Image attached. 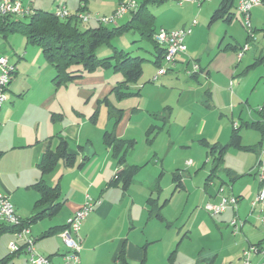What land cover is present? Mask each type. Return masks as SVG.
I'll return each instance as SVG.
<instances>
[{
	"label": "crops",
	"instance_id": "1",
	"mask_svg": "<svg viewBox=\"0 0 264 264\" xmlns=\"http://www.w3.org/2000/svg\"><path fill=\"white\" fill-rule=\"evenodd\" d=\"M67 1L24 2H30L34 8L46 11H54L59 4L64 3L70 13L83 11L93 15L89 10V0H73L75 4H72V0ZM235 1L230 0V9L220 20L230 23L236 16L238 0ZM203 2L197 4L165 0L149 6L156 30L160 27H191V32L184 37L185 51L178 54L166 73L153 79L155 70L153 75L145 76L142 81L138 79L129 85V94L123 97L116 90L122 79L117 80L116 72L112 69L98 68L84 73L80 79L56 86L53 83L55 68L45 60L40 47L27 44L25 37H17L19 32L7 34L6 37L0 35V55L6 56L15 66L8 98L0 109V192L9 196L18 217L28 220L35 211L38 192L32 185L41 177L38 162L48 147L56 146L57 136H63L68 144V152L75 155V162L71 166L58 160L54 169L42 177L46 184L59 187L58 212L43 215L29 223L35 248L49 258L50 264H65L63 254L67 248L61 242L58 232L66 225L70 214L88 197L100 202L79 227L77 238L81 250L78 264H119L116 259L122 249L129 264H240L244 249L251 244H264V224L258 218L264 214V209L258 211L254 218L247 215L248 211L240 212V202L244 196L238 194L235 195L238 197L237 209L227 208L220 213L224 215L227 226H218L219 232L204 235L198 250L183 259L176 252L188 230L182 234L180 227L171 231L174 222L160 211L169 203L176 190L184 188L181 173H173V183L168 191L159 181L163 170L158 178L140 182L141 185L136 189V172L127 187L122 186L121 180L112 183L115 173L124 166H136L138 169L139 164L136 161L128 162L126 156L128 150L138 143V135H150L161 128H167L170 133L174 126L183 130L191 123L196 125L195 132L203 133L207 122L197 120L198 117L193 118L194 111L187 99L190 94H196L197 100L205 98L214 111L226 107L227 102L241 98L244 85L235 75L250 47L240 59L236 53L244 42H249L251 46L255 40H250L246 35L243 43L227 39L223 44L227 30L219 36L220 27H212L219 19L210 22L212 13L223 0ZM256 7L252 8L251 14ZM129 17L130 13L126 15L127 19ZM193 20L196 21L194 24ZM252 20L257 21L259 17L251 15ZM91 21L94 19L88 23ZM95 26L98 25L92 27ZM158 53L157 48L152 49L153 64ZM253 58L256 59L254 55L252 58L249 55L245 64ZM192 63L199 66V71L191 74L188 71L192 70ZM261 107L256 111L260 120L252 125L260 130L262 139L264 117L258 112ZM186 111L188 115L184 117ZM182 114L183 117H180ZM183 120L188 123L178 124L177 121ZM234 123L231 122V126ZM217 124L213 130L219 135L229 133L230 139L233 127L228 129L227 124L221 125L220 119ZM104 133H111L115 138L132 143L126 149L123 164L118 163L112 146L105 143ZM206 139L198 141L201 143L204 140L211 144H225L229 141L209 142ZM258 147L255 146L256 150L253 151L257 152ZM175 177L179 186L176 185L178 182L174 180ZM151 199L159 207L162 220L148 215V200ZM219 200L217 190L214 195L211 194L208 202L216 203ZM233 215L239 219L244 218L239 233L229 226L228 221ZM11 239L13 231L8 230L0 235V259L8 257L3 264H28L25 251L10 254L8 242ZM252 261H264V253L255 254Z\"/></svg>",
	"mask_w": 264,
	"mask_h": 264
},
{
	"label": "rangeland",
	"instance_id": "2",
	"mask_svg": "<svg viewBox=\"0 0 264 264\" xmlns=\"http://www.w3.org/2000/svg\"><path fill=\"white\" fill-rule=\"evenodd\" d=\"M114 1L89 0V10L93 13L91 15L94 18L112 15L119 3V0ZM67 2L68 8L71 9L70 2ZM206 2L207 0L203 3ZM72 4H75L73 0ZM251 15L252 17L254 15L259 17L257 21H250L254 30L253 38L251 37L250 40H255V43H252L251 46L249 45L250 50L235 75V78H240L244 85L241 98L227 102L226 107L214 111V108L209 107L208 102L206 103L205 98L197 100L196 94H190L187 99L190 100L194 111L193 118L198 117L197 120L203 119L207 122L202 134L195 132L196 125L192 123L188 124L183 130H179L174 126L170 133L167 128L156 129L150 135H138V143L134 144V147H131L126 155L128 162L136 161L139 164L134 175L135 189L141 185L140 182L158 178L160 171L163 170L159 181L160 185L168 191L170 184L173 183V173H181L184 188L181 187L176 190L169 203L163 206L160 211L168 220L174 222L171 231H175L177 227L181 228L180 234L188 230L187 236L184 237L176 252L183 259H187V256L192 254L191 252L198 250L199 242H202L204 235L219 232L218 226L221 228L227 226V222H224L223 219L224 215L211 216L205 209V204L210 199L211 194L214 195L218 190L220 183H222L223 193L219 195H242L244 199L240 202L241 209L239 211H248L247 215L253 218L258 214V211H252L250 200L252 201L261 187L264 186V183L261 184L258 181L259 148H257V152H254L253 150L248 151L240 147L229 146L218 168L214 171V176L209 180L208 174L211 173L213 167L212 156L207 153L208 148L198 141L199 139L207 138L206 140L209 142L212 140H225L226 142L229 139V133L228 135H219L218 132L213 130L215 126H218L217 122L219 119L221 125L227 124L228 129L234 126H231V122L236 123L237 129L242 135V145L255 147L261 140L260 130L255 128L252 123L260 120V116L256 111L262 106L263 101L261 100L264 96V6L256 7ZM19 18L26 19L24 17ZM241 19L240 13L236 11V16L230 23L219 19L217 23L213 24L212 27H220L219 36L225 29L227 30L228 33L223 44L227 42V39L231 42L235 40L239 43L244 42L245 36L248 34L241 23ZM95 20L91 21L90 24H80V28L92 27L94 24L98 25V21ZM126 21L127 18L124 15L115 20L114 23L102 25L113 27L122 25ZM205 28L208 31L207 25H205ZM255 28L258 30L255 31ZM17 37L24 39V36L19 33ZM114 48L130 52L133 56L138 55L145 58L141 65L143 74L139 82L146 78L145 76L153 75V71L157 69L152 63V45L147 40H141L137 32L127 31L114 36L109 44L99 46L95 54L99 58L108 56L112 54ZM249 55L251 58L254 55L256 59L253 58L245 64V60ZM115 77L117 80L122 79L121 73L118 72L115 73ZM194 101L197 103H194ZM231 112L233 113L232 117ZM187 113L188 111H186L184 117L188 115ZM221 113L222 115L220 116ZM180 117H183V114ZM177 122L185 125L188 123H186V120ZM158 124L161 125L160 122ZM187 160H191L192 165H187ZM233 217L234 215L230 221ZM253 218L251 219L253 220ZM243 219L240 217L238 224L242 223ZM252 222L254 223V221ZM249 224L251 222L247 223V225ZM242 225H244V222ZM230 228L233 229L231 226ZM239 231L240 228L236 232L239 233Z\"/></svg>",
	"mask_w": 264,
	"mask_h": 264
},
{
	"label": "trees",
	"instance_id": "3",
	"mask_svg": "<svg viewBox=\"0 0 264 264\" xmlns=\"http://www.w3.org/2000/svg\"><path fill=\"white\" fill-rule=\"evenodd\" d=\"M163 1L165 0H141L137 10L130 13V17L124 24L113 27L99 23L95 27L80 28V24L83 23L75 17L60 18L53 11L37 8H34L31 16H24L25 20L17 18V16L0 15V35L6 37L7 34L19 32L25 37L27 44L40 47L45 60L55 68L53 83L56 86L80 79L84 73L93 72L98 68L112 69L114 72L121 73L122 80L118 83L116 90H118L117 94L123 97L129 94V85L136 83L140 79L142 74L141 65L145 58L138 55L133 56L130 52L116 48L113 49L112 54L101 58L97 57L95 52L99 46L109 44L110 40L116 35L127 31L137 32L141 40H147L153 48L158 49L159 53L156 54L154 59V64L158 67L162 63L164 47L153 39L156 29L153 26L154 16L149 6L162 3ZM229 9L230 0H223L221 5L212 13L210 22L217 21V19L223 17ZM104 102L108 105L106 99H104ZM258 112L264 117V106ZM232 127L230 139L225 144H211L204 140L201 141L208 148L207 153L212 156L213 167L208 175L209 180L214 176V171L218 168L229 146L240 147L248 151L256 150L255 147L242 145L237 127ZM262 127V136H264V124ZM104 134L105 143L112 146L113 152L118 158V163L123 164L126 149L132 143L124 139L115 138L111 133ZM57 140L56 146L54 148L48 147L38 162L41 177L32 185L38 192V198L34 205L35 211L28 220H22L21 225H29V223L40 219L43 215L55 214L60 209L58 185L50 186L44 182L42 177L54 169L58 160H63L65 165L71 166L75 162V155L68 152V144L63 136H57ZM260 144L261 141L257 146L260 147ZM78 148L82 149L81 146ZM136 170V166H124L115 173L112 183L121 180L122 186L127 187ZM174 180L178 182L176 177ZM176 185L179 186V182ZM148 205V215L162 220L156 202L152 199L148 200ZM14 229V226L0 224V235L8 230L14 231ZM7 258L0 259V264H3ZM116 260H118L119 264H129L125 260L123 249Z\"/></svg>",
	"mask_w": 264,
	"mask_h": 264
},
{
	"label": "built area",
	"instance_id": "4",
	"mask_svg": "<svg viewBox=\"0 0 264 264\" xmlns=\"http://www.w3.org/2000/svg\"><path fill=\"white\" fill-rule=\"evenodd\" d=\"M178 3L184 1H190L192 3L201 4L205 0H174ZM139 5L138 0H119V3L115 11L110 16H101L94 18L89 13H83V11H76L70 13L64 3L59 4L53 11L56 16L60 18L75 17L82 23H88L91 19H96L101 24H110L115 20L137 10ZM264 6V0H238L237 10L241 15V23L246 28L249 38H253V28L251 24V10L255 6ZM34 12V7L30 2H24L23 0H0V15H12L18 17L31 16ZM194 24L196 21H192ZM191 32V27H180L175 29H166L160 27L154 33L155 41L164 47L162 63L157 67L156 73L153 77L155 79L158 75L167 72L170 64H173L178 54L182 53L186 49L184 37ZM249 43H243L236 53L237 58L240 59L246 50L249 49ZM193 67L191 72L195 73L199 71V66L192 63ZM15 71V66L10 63L9 59L4 55H0V109L9 95V84L12 75ZM236 127V123L233 124ZM259 159H258V177L261 184L264 183V136L261 140L259 147ZM191 160H187L186 164L190 165ZM218 193H223L222 185L218 187ZM99 200H94L88 197L85 202L76 210L73 214L67 218L66 225L58 232L61 242L67 248V251L63 254V261L65 264H78L80 261L79 253L81 250V243L77 238L79 227L83 219L95 208ZM238 198L233 195H220V200L216 203L207 202L205 209L213 216L222 213L227 208L237 209ZM252 211H262L264 209V186L261 187L255 198L251 201ZM14 205L11 203L9 196L0 192V224L14 226L13 239L8 242V249L10 253H17L19 251H25L27 253L28 264H50V260L47 256L41 254L35 248L34 238L31 236L29 225H21L22 219L18 217ZM261 223L264 224V214L258 216ZM238 217L235 215L230 222L233 227V231L236 232L243 224H238ZM264 253V244H251L242 251L240 264H264V261H252V257L255 254Z\"/></svg>",
	"mask_w": 264,
	"mask_h": 264
}]
</instances>
